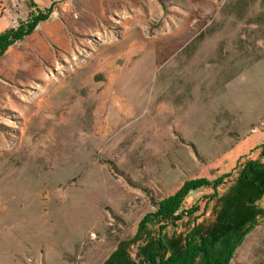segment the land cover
I'll return each mask as SVG.
<instances>
[{
  "label": "rangeland",
  "instance_id": "1",
  "mask_svg": "<svg viewBox=\"0 0 264 264\" xmlns=\"http://www.w3.org/2000/svg\"><path fill=\"white\" fill-rule=\"evenodd\" d=\"M51 7L0 57V264H143L241 220L231 264H264V0H0V35ZM195 179L225 183L141 227Z\"/></svg>",
  "mask_w": 264,
  "mask_h": 264
},
{
  "label": "trees",
  "instance_id": "2",
  "mask_svg": "<svg viewBox=\"0 0 264 264\" xmlns=\"http://www.w3.org/2000/svg\"><path fill=\"white\" fill-rule=\"evenodd\" d=\"M53 7L46 9L44 12L38 11L37 15L29 21L26 27H19L18 29H10L4 34L0 35V57L14 45L16 42L23 40L25 37L32 34L37 26L46 22L53 13ZM264 155V152H263ZM251 172L246 175V180L251 182L250 186L257 187L260 192L264 191V170L255 176L253 167ZM254 172V173H253ZM224 180L219 182H209L205 179L190 180L183 184L182 188L169 197H166L156 203L155 213L147 215L141 222V227L148 223L151 217L160 218L164 221H174L175 214L182 205V202L187 197L189 191L200 187H208L216 191V184L222 185ZM254 210L247 214V219L252 216ZM179 218V217H177ZM245 222L236 223L234 227L231 226L227 232H221V228L214 232V236L210 238H203L202 243L187 242L184 247L180 244L174 243L167 247L165 244H159V251L147 253L143 258V264H231L234 254L238 247L244 241L246 233H249L252 228L246 230L244 235H240L238 227ZM238 224V225H237ZM234 238V240H232ZM142 263V261H141Z\"/></svg>",
  "mask_w": 264,
  "mask_h": 264
}]
</instances>
